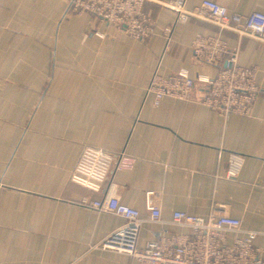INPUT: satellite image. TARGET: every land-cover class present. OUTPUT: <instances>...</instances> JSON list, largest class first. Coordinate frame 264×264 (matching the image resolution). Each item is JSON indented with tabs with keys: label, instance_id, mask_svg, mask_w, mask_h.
<instances>
[{
	"label": "crops",
	"instance_id": "1",
	"mask_svg": "<svg viewBox=\"0 0 264 264\" xmlns=\"http://www.w3.org/2000/svg\"><path fill=\"white\" fill-rule=\"evenodd\" d=\"M172 1L145 3L155 32L141 42L71 13V0H0V264H138L98 248L124 220L83 201L110 196L140 212V249L188 232L172 224L175 212L228 210L255 233L264 257V44L198 19L180 24L163 6ZM211 1L232 15L264 13V0ZM208 35L224 36L240 66L257 68L251 114L223 117L169 98L154 108L145 93L154 75L182 68L193 78L217 75L222 66L202 65L192 51ZM87 147L117 156L99 193L71 181ZM129 159L124 174L119 168ZM146 163L153 165L148 177ZM148 191L162 198L160 222L146 210Z\"/></svg>",
	"mask_w": 264,
	"mask_h": 264
},
{
	"label": "built area",
	"instance_id": "2",
	"mask_svg": "<svg viewBox=\"0 0 264 264\" xmlns=\"http://www.w3.org/2000/svg\"><path fill=\"white\" fill-rule=\"evenodd\" d=\"M147 1L71 0L69 11L87 14L97 22L122 30L134 40L143 42L155 32L153 20L144 12ZM187 3L188 0H173L163 6L177 12L180 24L198 19L217 26L223 32L234 33L241 39L248 38L264 44V13L232 15L224 6L211 0H204L194 8H189ZM96 34L102 38L107 36ZM171 34V28L164 30L165 36ZM192 51L202 65L222 66L217 75L193 78L189 68H182L170 77L156 74L145 89L146 95L153 97V107L158 108L163 100L169 98L201 103L223 117L249 116L260 94L257 68L240 66L237 53L231 50L222 35L199 36L193 42ZM195 93L199 94V98L193 100ZM232 159L237 166L242 165V158ZM133 161L129 159L128 164L125 162L120 171L128 173ZM116 162L114 154L87 147L79 158L71 181L99 193ZM152 169V164H144V175L150 176ZM145 203L151 220L160 222V194L148 191ZM83 204L124 220V225L105 238L98 248L130 256L138 264H264V257L254 246L255 233L243 231L241 221L233 218L228 210H213L205 217L175 212L171 216L172 224L188 232L172 233L140 249L138 242L142 220L138 210L124 205L114 196L92 203L85 199ZM231 236L232 242L229 241Z\"/></svg>",
	"mask_w": 264,
	"mask_h": 264
}]
</instances>
